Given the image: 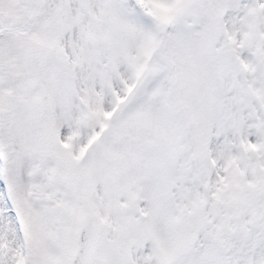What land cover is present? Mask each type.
<instances>
[{
  "label": "snow or ice",
  "instance_id": "snow-or-ice-1",
  "mask_svg": "<svg viewBox=\"0 0 264 264\" xmlns=\"http://www.w3.org/2000/svg\"><path fill=\"white\" fill-rule=\"evenodd\" d=\"M0 264H264V0H0Z\"/></svg>",
  "mask_w": 264,
  "mask_h": 264
}]
</instances>
